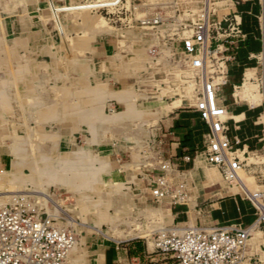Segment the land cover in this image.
<instances>
[{"label": "crops", "instance_id": "0c3cea01", "mask_svg": "<svg viewBox=\"0 0 264 264\" xmlns=\"http://www.w3.org/2000/svg\"><path fill=\"white\" fill-rule=\"evenodd\" d=\"M56 2H31L2 17L0 97L6 95L7 101L4 105L0 100V170L18 172L28 164L34 169L44 161L81 165L85 158L96 167L105 164L102 180L111 186L123 184L110 192L114 205L128 201L134 213L122 228L110 220L112 229L121 228L113 231L115 238L85 237L94 264H173L157 250L154 233L253 225L257 216L251 201L207 161L211 125L195 108L197 94L159 96L160 91L141 86L137 80L141 74L146 79L145 69L151 65H135L118 56L122 29L111 23L91 29L79 12L69 11L86 3ZM211 4L219 12L236 11L245 34L228 62L218 103L226 108L227 137L246 161L244 174L264 183V0ZM138 33L146 39L147 32ZM134 36H127V45ZM188 36L179 33L174 38L175 58L182 61L168 62V70L188 66L182 53ZM135 116H141L142 123L136 125ZM139 140L149 149L140 152ZM24 148L36 149V157L24 159ZM165 163L168 170L162 169ZM161 175L169 185H186V201L175 202L172 196L155 201L152 186ZM47 180L48 187L66 188L62 178ZM62 218L79 222L69 213ZM243 264H264V231H252Z\"/></svg>", "mask_w": 264, "mask_h": 264}, {"label": "rangeland", "instance_id": "374dc122", "mask_svg": "<svg viewBox=\"0 0 264 264\" xmlns=\"http://www.w3.org/2000/svg\"><path fill=\"white\" fill-rule=\"evenodd\" d=\"M35 1L40 0H0V27L3 26L4 14L13 13L21 7L26 8L29 3ZM54 1H57V6L86 3L85 8L69 11L79 12L91 25V29L101 25L106 26L109 23L122 29L123 41L118 56L128 57L135 65L145 62L151 65L150 69L144 68L146 79L144 80L141 74L137 80L141 86L144 84L145 88H151L152 92L160 91L159 96L179 93L185 98L197 93L198 84L195 81L194 72L188 66L183 64L175 71L168 70L165 66L168 62L170 64L177 61L179 65L181 64L180 57L176 59L172 49L174 38L179 33L183 37L191 35L193 24L202 14L205 0ZM106 2L109 4L104 5ZM143 30L147 32L146 39L138 33ZM133 32L135 36L127 45V36L131 37ZM148 35L150 37H147ZM4 42L5 40L2 41L0 37V44ZM0 100L6 105L7 96L4 95L3 99L1 96ZM141 118V116L134 117L136 125L142 123ZM139 145L140 152L149 149L148 145L143 147L140 140ZM24 152V159L27 160L37 155L36 149L24 148ZM85 159L81 165L71 164L66 167L61 166L60 163L56 165L44 161L35 163L34 169L28 164L26 169L18 172L11 168L0 170V208L12 207L9 217L19 218L18 214H23L25 218L39 216L44 220L49 219L50 230L55 228L74 238L75 243L69 248L64 264H94L89 258L85 237L103 234L109 239L115 238L114 234L132 219L134 213L128 201L114 205L115 197L110 192L122 187L123 184L111 186L102 180L101 177L106 169L105 164L96 167L91 158ZM48 178H62L61 181L65 182L66 188L63 189L61 185L46 186ZM57 204L63 211L58 210ZM68 213L79 222L72 223L66 218L63 219L62 216L66 217ZM1 217L0 215V220ZM112 218L116 219L121 226L117 228V231L112 229L109 223ZM23 229L30 232L29 228ZM34 247V244L20 243L14 234L7 232L5 234L0 230V262L5 256L6 264H37L40 259L34 258L31 254L42 252L46 248L37 246L38 249L35 250Z\"/></svg>", "mask_w": 264, "mask_h": 264}, {"label": "built area", "instance_id": "2783aa9c", "mask_svg": "<svg viewBox=\"0 0 264 264\" xmlns=\"http://www.w3.org/2000/svg\"><path fill=\"white\" fill-rule=\"evenodd\" d=\"M211 1L205 0L191 35L183 39L182 53L198 84L195 108L211 125L205 151L207 161L221 170L225 182L240 188L253 204L257 218L250 227L229 223L158 231L154 236L155 246L160 253L172 258L173 264H243L244 250L252 231H264V183L255 175L244 174L246 161L236 154L237 150L227 137V126L223 120L226 108L218 103V93L227 81L228 62L245 34L236 11L219 12L212 7ZM168 168V164H162L163 170ZM152 195L157 202L167 196H172L175 202H183L187 199L186 185H169L165 176L161 175L154 181ZM12 209L0 208V230L5 234H14L20 243L34 244L35 250L37 246L45 247L46 250L31 254L40 259L37 264H64L69 248L75 243L74 238L55 228L50 230L49 219L39 216L25 218L23 214H18L19 218L9 217ZM26 227L30 232L23 229ZM4 257L1 264L7 263Z\"/></svg>", "mask_w": 264, "mask_h": 264}, {"label": "bare ground", "instance_id": "6f19581e", "mask_svg": "<svg viewBox=\"0 0 264 264\" xmlns=\"http://www.w3.org/2000/svg\"><path fill=\"white\" fill-rule=\"evenodd\" d=\"M11 32V31H10ZM11 64V63H10ZM2 69V68H1ZM13 77V76H12ZM26 107V106H25ZM45 122V121H44ZM60 132V131H59ZM58 151V150H57ZM63 162V161H62ZM62 166V165H61ZM64 167V166H63ZM41 175V174H40ZM15 180V178H13ZM45 181V180H44ZM79 186V185H78ZM77 189V188H76ZM2 204V203H1ZM112 238V237H111Z\"/></svg>", "mask_w": 264, "mask_h": 264}]
</instances>
